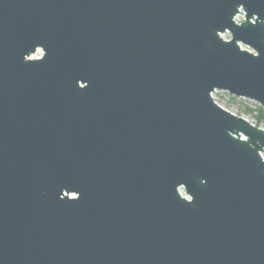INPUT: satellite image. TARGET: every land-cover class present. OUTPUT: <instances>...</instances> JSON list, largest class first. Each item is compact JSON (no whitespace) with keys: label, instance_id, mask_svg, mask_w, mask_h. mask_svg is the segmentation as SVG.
Segmentation results:
<instances>
[{"label":"water","instance_id":"obj_1","mask_svg":"<svg viewBox=\"0 0 264 264\" xmlns=\"http://www.w3.org/2000/svg\"><path fill=\"white\" fill-rule=\"evenodd\" d=\"M215 91L264 108V0H0V264H264Z\"/></svg>","mask_w":264,"mask_h":264},{"label":"rangeland","instance_id":"obj_2","mask_svg":"<svg viewBox=\"0 0 264 264\" xmlns=\"http://www.w3.org/2000/svg\"><path fill=\"white\" fill-rule=\"evenodd\" d=\"M243 19L242 14H238L235 17V20L237 22H240ZM224 38H229V34L225 33L223 34ZM243 47V46H242ZM38 54H40V51H38ZM216 100L226 106L227 108L230 109L231 112H240L244 117H246L251 123L255 124V119L253 117V114L246 112L244 110V106L246 105L247 107L253 109L258 105L255 101L244 99V98H238L235 97V100H231L229 97V94L224 91H215L213 92ZM260 128L264 129V124L260 123L258 125ZM264 157V153L261 154Z\"/></svg>","mask_w":264,"mask_h":264},{"label":"trees","instance_id":"obj_3","mask_svg":"<svg viewBox=\"0 0 264 264\" xmlns=\"http://www.w3.org/2000/svg\"><path fill=\"white\" fill-rule=\"evenodd\" d=\"M229 97L231 100H235V97L229 94ZM244 110L246 112H249L251 114H253V117L255 119V125H259L260 123L264 124V108H262L259 105H256L255 108L251 109L249 107H247L246 105L244 106Z\"/></svg>","mask_w":264,"mask_h":264},{"label":"built area","instance_id":"obj_4","mask_svg":"<svg viewBox=\"0 0 264 264\" xmlns=\"http://www.w3.org/2000/svg\"><path fill=\"white\" fill-rule=\"evenodd\" d=\"M223 37V34L221 35ZM224 38V37H223ZM227 39V38H224ZM39 51V50H38ZM38 51L36 52V54H34V57H38L40 54H38Z\"/></svg>","mask_w":264,"mask_h":264}]
</instances>
